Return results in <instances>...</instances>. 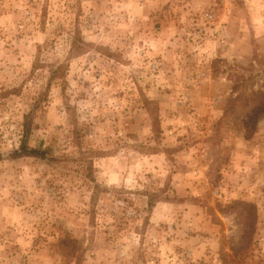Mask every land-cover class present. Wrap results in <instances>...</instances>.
Wrapping results in <instances>:
<instances>
[{
	"label": "rangeland",
	"instance_id": "374dc122",
	"mask_svg": "<svg viewBox=\"0 0 264 264\" xmlns=\"http://www.w3.org/2000/svg\"><path fill=\"white\" fill-rule=\"evenodd\" d=\"M0 264H264V0H0Z\"/></svg>",
	"mask_w": 264,
	"mask_h": 264
},
{
	"label": "trees",
	"instance_id": "16d2710c",
	"mask_svg": "<svg viewBox=\"0 0 264 264\" xmlns=\"http://www.w3.org/2000/svg\"><path fill=\"white\" fill-rule=\"evenodd\" d=\"M32 120H33L32 113H28L24 116V121L22 123L21 137L19 139V145H18V148L12 152L11 156L13 158L33 157L35 159L49 161V163L57 162V161H60L66 158L64 155H61L60 159L53 156V147H51V145H46L43 147V143H40L38 147L29 146V138L31 136V131H32V122H33ZM89 151H90L89 154L91 155L96 154L95 157L103 154V152L94 151L93 149H89ZM91 157L92 156L87 157V158H90V162L86 160V168L90 171V173H91V168H92ZM86 178H89L88 180L92 183V189L95 190L92 192V195H91V201H93L92 203H94V201L97 198L98 192H100V187L94 181V177H92L91 174H87ZM147 197H148L149 207L158 201V199L155 200L152 196L147 195Z\"/></svg>",
	"mask_w": 264,
	"mask_h": 264
}]
</instances>
